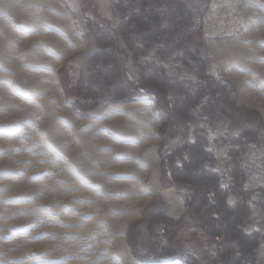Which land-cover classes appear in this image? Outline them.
<instances>
[{
	"label": "rangeland",
	"instance_id": "rangeland-1",
	"mask_svg": "<svg viewBox=\"0 0 264 264\" xmlns=\"http://www.w3.org/2000/svg\"><path fill=\"white\" fill-rule=\"evenodd\" d=\"M0 264H264V0H0Z\"/></svg>",
	"mask_w": 264,
	"mask_h": 264
},
{
	"label": "bare ground",
	"instance_id": "bare-ground-1",
	"mask_svg": "<svg viewBox=\"0 0 264 264\" xmlns=\"http://www.w3.org/2000/svg\"><path fill=\"white\" fill-rule=\"evenodd\" d=\"M131 108H132V106H131ZM108 113L110 112V110L109 111H107ZM150 132V131H149ZM138 136V135H137ZM136 137V136H135ZM134 139V138H133ZM138 139H139V137H138ZM149 147V146H148ZM151 160H152V173H153V180L155 181V182H159V172H158V168H156L155 167V160H154V158L152 157V158H150ZM166 194H167V198L169 199V200H171L173 203H175L176 202V200H175V197H176V194H175V192L173 191V189H168V190H166Z\"/></svg>",
	"mask_w": 264,
	"mask_h": 264
},
{
	"label": "trees",
	"instance_id": "trees-1",
	"mask_svg": "<svg viewBox=\"0 0 264 264\" xmlns=\"http://www.w3.org/2000/svg\"><path fill=\"white\" fill-rule=\"evenodd\" d=\"M141 21V20H140ZM160 97H161V94L159 93ZM86 100V98H85ZM161 105L166 108V109H169V106L167 104V102H161ZM167 105V106H166ZM88 110L87 108L83 109V110H79L83 115L87 114L88 113ZM162 179H163V183L166 185V186H171V185H174L175 183L173 182H167V170H164V173L162 175ZM178 186V184H175ZM210 234V233H209Z\"/></svg>",
	"mask_w": 264,
	"mask_h": 264
}]
</instances>
